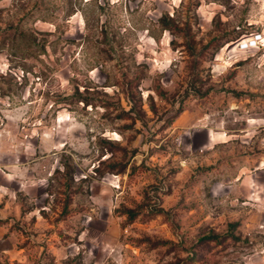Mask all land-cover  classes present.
Returning <instances> with one entry per match:
<instances>
[{
  "label": "rangeland",
  "instance_id": "rangeland-1",
  "mask_svg": "<svg viewBox=\"0 0 264 264\" xmlns=\"http://www.w3.org/2000/svg\"><path fill=\"white\" fill-rule=\"evenodd\" d=\"M0 264H264V0H0Z\"/></svg>",
  "mask_w": 264,
  "mask_h": 264
},
{
  "label": "built area",
  "instance_id": "built-area-1",
  "mask_svg": "<svg viewBox=\"0 0 264 264\" xmlns=\"http://www.w3.org/2000/svg\"><path fill=\"white\" fill-rule=\"evenodd\" d=\"M262 39V35L259 33V34H255L253 38L250 39V43H244V42H241L239 44V46L242 48V49H245V48H248V47H252V46H256L257 45V42L260 41Z\"/></svg>",
  "mask_w": 264,
  "mask_h": 264
},
{
  "label": "bare ground",
  "instance_id": "bare-ground-1",
  "mask_svg": "<svg viewBox=\"0 0 264 264\" xmlns=\"http://www.w3.org/2000/svg\"><path fill=\"white\" fill-rule=\"evenodd\" d=\"M244 43H248L249 44L250 43V39L246 40Z\"/></svg>",
  "mask_w": 264,
  "mask_h": 264
}]
</instances>
